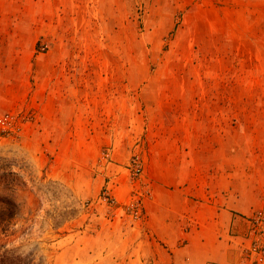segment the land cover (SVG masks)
<instances>
[{
    "label": "crops",
    "instance_id": "obj_1",
    "mask_svg": "<svg viewBox=\"0 0 264 264\" xmlns=\"http://www.w3.org/2000/svg\"><path fill=\"white\" fill-rule=\"evenodd\" d=\"M223 3L212 14H198L195 28L184 31L190 51L178 64L187 59L191 75L175 89L137 94L135 114V93H127L132 111L120 124L111 90L91 92L89 102L86 85L80 82L78 92L71 86L66 39L71 19L88 4L0 0V117L35 114L24 135L27 151L49 148L54 163L63 157L79 167L94 161L103 145L113 147L118 167L142 151L144 218L119 221L135 255L129 264H255L245 248L248 219L264 205V0ZM110 17L118 18V10ZM43 40L52 46L38 53ZM98 113L104 119L83 120ZM131 189L109 194L119 205Z\"/></svg>",
    "mask_w": 264,
    "mask_h": 264
},
{
    "label": "rangeland",
    "instance_id": "obj_2",
    "mask_svg": "<svg viewBox=\"0 0 264 264\" xmlns=\"http://www.w3.org/2000/svg\"><path fill=\"white\" fill-rule=\"evenodd\" d=\"M81 1L88 5L71 19V33L66 39L71 46V65L67 68L71 86L78 92L80 82L86 85L89 102L91 92L111 90L118 98L115 108L119 115L115 120L120 124L132 111L126 109L127 93H135V114L140 108L137 94L166 86L175 89L182 77L191 75L187 59L186 65L178 64L184 51H190V37L184 31L195 28L199 15L203 17L208 11L212 14L214 7L225 5L223 0H95L93 8L91 0ZM112 9L118 10V18H107ZM50 46L52 43L47 41L38 42V53H46ZM42 73L41 70L39 75ZM71 93L75 95L74 90ZM104 117L100 113L88 114L83 120L95 122ZM34 121L27 123L19 136L2 135L0 141V200H12L15 206V215L4 224L5 231L0 229V247L7 245L22 254L34 253L35 264L132 262L135 255L123 235V222L119 221L123 215L133 222L144 218V173L132 180L128 171L136 156L144 165L141 149L133 153L126 166L114 165L110 145L101 146L95 160L84 167L64 162L63 157V161L54 163L49 148L34 146L30 154L23 146L24 135ZM119 133L129 139L123 135L126 132ZM140 144L141 141L137 146ZM106 187L132 189L125 190L127 202L125 199L119 205H110L102 196ZM100 188L101 194L94 195V190ZM138 197L143 202V212L134 217L129 204ZM137 261L141 264V259Z\"/></svg>",
    "mask_w": 264,
    "mask_h": 264
},
{
    "label": "built area",
    "instance_id": "obj_3",
    "mask_svg": "<svg viewBox=\"0 0 264 264\" xmlns=\"http://www.w3.org/2000/svg\"><path fill=\"white\" fill-rule=\"evenodd\" d=\"M33 120H35V114L30 112V110H21L2 115L0 117V141L2 140V135L19 136L22 133L23 127ZM108 155L106 154V156ZM128 171L132 180L142 176L144 173V165L140 157L136 156L132 159V162L128 165ZM109 191L110 189L106 187L102 196L110 205H116L115 200L109 196ZM139 197L129 204L134 217H140L143 212V202ZM248 221L250 225L248 236L249 246L245 248V256L253 258L255 264H262L264 263V205Z\"/></svg>",
    "mask_w": 264,
    "mask_h": 264
},
{
    "label": "trees",
    "instance_id": "obj_4",
    "mask_svg": "<svg viewBox=\"0 0 264 264\" xmlns=\"http://www.w3.org/2000/svg\"><path fill=\"white\" fill-rule=\"evenodd\" d=\"M5 202V203H4ZM4 203V204H3ZM0 229L5 231V222L15 215L14 203L12 200H0ZM34 253L22 254L7 248V245L0 247V264H35Z\"/></svg>",
    "mask_w": 264,
    "mask_h": 264
}]
</instances>
